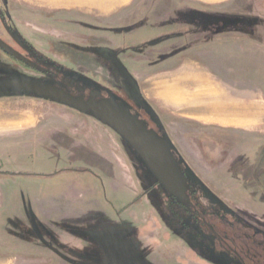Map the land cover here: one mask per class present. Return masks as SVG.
I'll list each match as a JSON object with an SVG mask.
<instances>
[{
    "label": "rangeland",
    "instance_id": "rangeland-1",
    "mask_svg": "<svg viewBox=\"0 0 264 264\" xmlns=\"http://www.w3.org/2000/svg\"><path fill=\"white\" fill-rule=\"evenodd\" d=\"M52 1L0 0V11L37 53L61 67L63 76L80 81L103 99L115 100L154 130L197 192L200 210L254 228V244L240 233L231 236L264 264V0H127L120 4L104 0L70 6L51 5ZM163 1L175 8L163 7ZM164 15L172 22H183L184 28L174 24V30L162 29ZM142 26L155 30L134 39V31ZM230 31L248 33L253 44L247 51H231L225 40ZM221 33L225 36L220 48L214 43L218 44L216 36ZM0 36L6 37L1 24ZM193 61L206 69L192 65ZM179 63L178 70L170 73ZM10 64L0 53V66L13 65L12 71L0 67V145L35 132L46 131L45 137L61 132L70 142L62 139L55 154L36 147L10 156L26 171L35 172L64 167L70 161L77 174L60 175L50 182H0V257L15 259L1 264H52V258L65 256L61 242L69 238L61 227H81L85 220L88 225L83 227L111 229L112 233L95 235L98 259H117V250L123 249L118 245L125 240L128 255L135 253L145 260L148 252L130 245L144 233L139 232L143 227H166L165 237L177 240L187 221L174 205L177 201L156 183V176L130 144L89 115L8 89V80L49 79ZM178 78L190 79L189 85L178 89L188 91L191 102L205 101L196 98L197 89L209 83L239 104H252L260 111L253 110L254 120L245 129L203 122L165 101L163 95H170L164 93L165 87ZM214 87L205 89L216 94ZM101 108L111 117L124 115ZM251 115L246 113V118ZM0 159L5 162L8 157L0 152ZM160 229L150 235L160 234ZM162 237L159 241L167 240ZM159 249L162 255H176L171 249L167 253ZM201 255L204 264H225L210 252Z\"/></svg>",
    "mask_w": 264,
    "mask_h": 264
},
{
    "label": "flooded vegetation",
    "instance_id": "flooded-vegetation-1",
    "mask_svg": "<svg viewBox=\"0 0 264 264\" xmlns=\"http://www.w3.org/2000/svg\"><path fill=\"white\" fill-rule=\"evenodd\" d=\"M0 24L6 34V37L0 36V53L3 57L9 60L12 64L15 63L19 67L30 70L32 72H37L39 74H43L49 79L45 81H39L35 79H30L28 81H14L8 80L5 83H33L36 86L46 87V88H54L58 91H61L63 94L71 97L72 100L77 99L78 102H83L85 105L92 106L88 111H79L75 108L71 107V104H62V102H55L61 106L67 107L69 109H73L80 114L89 115L93 117L95 120L101 122L97 117L94 116L92 110L96 107L98 108L99 102L103 100H112L113 99H103L100 97V93L97 91H89L86 88V85L82 84L80 81L71 78L70 76H63V70L58 65L51 63L44 59L39 53H37L31 45L25 40L20 33L15 29L14 24L10 23L8 19H5L4 15L0 11ZM235 34L234 31H230ZM220 33V32H219ZM10 64V66L12 65ZM13 66V65H12ZM12 66L1 65V68H4L6 71H12ZM63 86V87H61ZM8 89H15L19 93L26 94L27 92L19 90L17 88L11 87L8 85ZM50 90V89H49ZM94 92L98 93L97 95ZM78 93V94H76ZM94 94V99L91 100V96ZM61 99V97H60ZM70 99L66 100L69 103L72 101ZM51 101V100H49ZM54 102V101H53ZM115 102V100H114ZM116 103V102H115ZM119 106V105H118ZM75 107V106H74ZM120 107V106H119ZM123 109H126L122 107ZM129 116L134 118L138 123L143 126L144 130L154 137L155 140L162 142V145L165 147L167 154L171 158L172 162L175 165L176 171L183 180L184 186V194L183 196H174L172 193L167 191V194L172 198V200L177 203L174 205L177 206L178 212H182V220L185 219L187 223L183 224L184 232H191V234H196L203 241L199 245V252H210L212 255H215L219 259H223L225 264H260L256 262L252 253L246 252L241 246L237 245L234 238L231 236L233 233L241 234L243 238H246V242H250L252 244L255 239V231L251 226L241 225L240 220L233 221L232 218H226L225 216L218 215L216 213L213 216L206 214L201 211L199 208V204L197 201V192L191 189L189 180L178 170L176 162L172 158L170 154V150L168 145H165L164 141L159 139L156 136V132L154 130H148L141 120L137 119V117L133 116L128 110ZM102 123V122H101ZM46 132V131H45ZM45 132H35L31 134L29 137H26L22 140H15V142L10 141V144L0 145V152L5 153L8 159L3 162L0 159V182L4 179H7L12 182H38V181H46L50 182L52 179H56L60 175L73 177L76 176L77 171L71 169L70 161L67 166L58 167L55 166V169H49L46 172H35V171H26V169L15 161L14 158H11L16 153H29L31 149L42 151L48 150V152L55 154L57 148H61L62 139L63 141L70 142L69 139H65L61 132H56L55 134L50 135L49 137H45ZM35 137V138H34ZM46 141H50L52 145L49 147L44 146L43 144ZM40 142H42L40 144ZM4 146V147H2ZM41 148V149H39ZM12 155V156H10ZM34 163V160L31 161ZM73 166V165H72ZM158 184H161L158 180ZM162 185V184H161ZM179 199V201H178ZM240 226V227H238ZM249 228V229H248ZM258 243V242H257ZM262 248L264 250V240L261 241ZM258 246V245H257ZM202 248V250H200ZM196 251V250H195ZM249 257L246 258L245 255Z\"/></svg>",
    "mask_w": 264,
    "mask_h": 264
},
{
    "label": "crops",
    "instance_id": "crops-1",
    "mask_svg": "<svg viewBox=\"0 0 264 264\" xmlns=\"http://www.w3.org/2000/svg\"><path fill=\"white\" fill-rule=\"evenodd\" d=\"M163 7H169V8H175L174 5H171L168 1H163ZM51 5L55 6H70L73 5L71 2L66 1H58L54 0L51 2ZM76 5V4H74ZM181 8L184 5H179ZM178 7V6H177ZM162 20L165 21L164 27L162 29L166 31L174 30V27H172L174 24H179L178 27L184 28L183 22L177 21L172 22L171 17L168 15H164L161 17ZM170 21V22H169ZM155 29H150L148 27L142 26L134 31V39H137L139 36H143V34H147L149 32H152ZM225 36L224 34H219L216 37H219L218 44L216 42L214 43L215 46L222 47V38ZM142 38V37H141ZM228 39L229 43V49L231 51L233 50H241V51H247L248 47L253 44L251 41L252 38L248 35V33H238L235 32H229L228 33ZM240 41V43H239ZM226 44V43H225ZM246 54V53H245ZM245 56H248L247 54ZM245 63L248 64V59L245 57ZM173 61L168 60L165 61V63H169ZM190 61V60H189ZM243 63V62H242ZM181 63L177 65V67L172 68L170 73L175 72L178 70V66H180ZM194 66H201V69H206V67L202 64H200L197 61L191 62ZM185 66V65H184ZM181 65V67H184ZM203 67V68H202ZM180 69V68H179ZM184 69V68H183ZM182 69V70H183ZM185 71H189L188 69H185ZM176 81V80H175ZM187 82V83H185ZM190 84V79L182 80V78H178V82L174 83L173 86H166L164 93H168L170 95H163L165 101L169 103H173L175 107L184 110L185 112L189 114H193L195 117L200 119L203 122H214L217 123L218 126L223 128H231L233 126H236L234 128L243 127L245 129L246 127L250 126L251 121L254 120V112L255 109L256 112H259V109L253 108L252 104L246 105L244 103H238V101H234L231 98L227 97L221 90H218L213 85L207 83V86H199L203 89L206 87H214L216 90V98L213 99L212 102L206 103L199 102L195 100V102L190 101V95H186L188 91L183 92L182 90L178 89V86H185L186 84ZM185 84V85H183ZM188 84V85H189ZM187 85V86H188ZM198 94H199V89ZM214 90V89H213ZM185 95V97H184ZM181 97H184L182 100ZM215 100V101H214ZM246 113H252L251 117L246 118ZM202 115V116H201ZM258 115V113L256 114ZM242 129V128H239ZM82 221L80 224L81 227H61V232L68 233V238L65 239L64 242H61V245L64 247L63 254L64 257H54L51 259L52 264H93V263H118V264H204L203 256L201 255V252H199L198 248L199 245L203 242L198 235L191 234V232H183L182 235L176 240L168 239V237H165V233L169 231L168 228L164 227L160 229L159 227H154V230H152L150 227H143L142 230L139 229V232L144 233L140 234L136 237L130 245H136V248L138 250H145L148 252V257L145 260H139L138 254H135L136 256H130L128 255L129 251L127 250L126 241H123V245H118L119 248H123L122 250H117V259H98L95 255V249L93 242H98L95 239V235L98 233H105V232H111L110 227H83V225H88V222ZM76 226V225H75ZM141 228V227H138ZM160 229V234L150 235V233H154L155 231ZM114 233V232H113ZM106 234V233H105ZM167 234V233H166ZM167 238V240L159 241V239H163V236ZM113 237H116L113 235ZM123 237V236H122ZM121 237V238H122ZM160 237V238H159ZM108 238V236H107ZM119 238V236H118ZM120 238V239H121ZM109 239H112L111 236H109ZM113 242V240H112ZM165 248L166 253L169 249L173 250V253L176 254L175 256L167 254L162 255L159 248ZM112 248H114L112 246ZM98 250V249H97ZM196 250V251H195ZM176 251V252H175ZM159 253L162 255H159ZM170 253V252H169ZM0 257V264L1 263H14L13 258H4ZM97 258V259H95Z\"/></svg>",
    "mask_w": 264,
    "mask_h": 264
},
{
    "label": "water",
    "instance_id": "water-1",
    "mask_svg": "<svg viewBox=\"0 0 264 264\" xmlns=\"http://www.w3.org/2000/svg\"><path fill=\"white\" fill-rule=\"evenodd\" d=\"M6 85L19 90L24 88V91L27 92L26 94H33L52 102H62L65 105L71 104L72 108L79 111H88L92 106V104L87 106L83 102H78L77 99L72 100L71 97L54 88L38 87L33 83H11ZM94 94L97 95L98 93L94 92ZM94 94H92L91 100L94 99ZM68 99L72 101L70 103L69 101L66 102ZM97 107L92 110L94 116L117 131L130 144L167 191L174 196H183V180L181 175L177 173L175 165L167 154L162 142L155 140L153 136L144 130L140 123L129 116L127 109L119 107L114 101L103 100L99 102ZM101 107L120 110L124 115L111 117Z\"/></svg>",
    "mask_w": 264,
    "mask_h": 264
},
{
    "label": "bare ground",
    "instance_id": "bare-ground-1",
    "mask_svg": "<svg viewBox=\"0 0 264 264\" xmlns=\"http://www.w3.org/2000/svg\"><path fill=\"white\" fill-rule=\"evenodd\" d=\"M59 1H61V2L62 1L71 2L73 5L75 3H82V4H86L87 3L88 5H92L95 2L104 1V0H59ZM125 1H127V0H115L113 2H114V4H115V2H116V4H120V3H124ZM192 98L193 97H190V101H192ZM196 98H202L205 101L212 102L213 99L216 98V94L214 93V90H212V89H203V90L200 89L199 94L196 96ZM20 116H21V114H20Z\"/></svg>",
    "mask_w": 264,
    "mask_h": 264
}]
</instances>
